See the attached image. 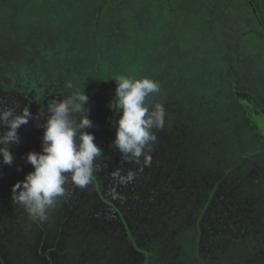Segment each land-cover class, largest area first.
<instances>
[{
  "label": "rangeland",
  "instance_id": "obj_1",
  "mask_svg": "<svg viewBox=\"0 0 264 264\" xmlns=\"http://www.w3.org/2000/svg\"><path fill=\"white\" fill-rule=\"evenodd\" d=\"M124 66L160 85L147 103L165 109L151 165L126 185L112 173L140 165L112 146L109 83ZM83 90L99 168L33 222L11 188L33 170L24 157L41 151L47 104ZM24 107L32 119L0 163V264H264V0H0V110ZM170 166L189 176L183 192ZM52 235L62 250L49 254Z\"/></svg>",
  "mask_w": 264,
  "mask_h": 264
},
{
  "label": "clouds",
  "instance_id": "obj_2",
  "mask_svg": "<svg viewBox=\"0 0 264 264\" xmlns=\"http://www.w3.org/2000/svg\"><path fill=\"white\" fill-rule=\"evenodd\" d=\"M67 87L71 89L72 83L68 82ZM159 91L160 85L148 78L122 76L116 81L114 96L119 117L112 146L125 162L140 165L136 171L129 170L126 174H121L120 169L114 171L112 176L118 184L131 183L137 171L142 172L151 165L150 153L157 141L153 129L163 130L165 109L160 103L149 105L147 98ZM88 101L83 90L47 104L49 115L42 126L41 151L28 152L24 157L33 170L11 188L12 203L22 205L33 222L47 221L58 200L67 196L66 184L84 189L92 183L94 172L99 168L96 160L103 155V150L94 143V134L86 131L93 127ZM31 119L28 107L19 114L13 108L0 110V128L4 129L0 131V163L12 165L11 145L19 143L18 129Z\"/></svg>",
  "mask_w": 264,
  "mask_h": 264
},
{
  "label": "trees",
  "instance_id": "obj_3",
  "mask_svg": "<svg viewBox=\"0 0 264 264\" xmlns=\"http://www.w3.org/2000/svg\"><path fill=\"white\" fill-rule=\"evenodd\" d=\"M106 56L105 57H101V56H96V57H94V59H93V61H92V63H93V65H94V67L93 68H91V71H92V73L94 72V69H96V67H97V73H98V78H97V84H98V86L100 87V92H102V93H104V83H106L107 81H105L101 76H100V70H98L99 69V64L103 61H106ZM135 60V59H134ZM96 64V65H95ZM96 66V67H95ZM124 68H125V66L124 67H119V69L122 71V72H120L119 73V75H117V76H120V75H122V73H124L123 72V70H124ZM86 70H89V68H87ZM121 77V76H120ZM98 80H99V82H98ZM116 81H118V79L116 78V76H115V78L114 79H111L110 81H109V83L110 84H113V86L112 87H116ZM95 83V82H94ZM91 84V83H90ZM106 85H107V83H106ZM110 87V86H109ZM110 91V90H109ZM37 94V93H36ZM101 94V93H100ZM101 95H103V98L110 104L109 105V110L111 109V101H109V99L106 97V95H104V94H101ZM45 97H47L46 95H43L42 96V93H41V95L39 94H37V99L35 100L36 101V104H38L39 106H40V104L42 103V98H45ZM263 141H264V138H263ZM177 141L175 140V144L172 146V148H171V150L169 149V153H168V156L171 154V153H174L173 151H175V148L177 149V147H176V144H179L178 142L176 143ZM180 143H181V145H184V142H183V140H181L180 141ZM180 159H182L183 160V158L182 157H180ZM168 168V169H167ZM167 168H165L166 169V174H165V177L170 181V183H171V178L173 177V176H176V177H179L178 179H180V180H178V182L176 183V182H174V184H175V186L177 187L178 185H179V187H181L182 189H181V191L183 192L184 191V188L185 187H187V186H191V181L190 180H188V178H189V176H186V177H183L184 175H186V174H184V173H181V171L180 170H175L174 168H172V166H170V167H167ZM167 190H169L168 188H167ZM187 190V189H186ZM178 194H179V192H178ZM180 196V195H179ZM173 222V230H176L177 228H178V226H179V224H180V220H179V218L177 219V218H172L171 219ZM208 224V223H207ZM155 225V224H154ZM153 231H155L156 232V234H158V233H164L165 232V230H162L161 232H159L160 230L159 229H153ZM166 234H168V231L166 230ZM161 244V243H160ZM159 248V247H158Z\"/></svg>",
  "mask_w": 264,
  "mask_h": 264
},
{
  "label": "crops",
  "instance_id": "obj_4",
  "mask_svg": "<svg viewBox=\"0 0 264 264\" xmlns=\"http://www.w3.org/2000/svg\"><path fill=\"white\" fill-rule=\"evenodd\" d=\"M40 113H42V109L40 110ZM49 229V228H48ZM45 233H46V230H45ZM41 236V235H40ZM45 236V238L44 237H39L38 238V242L39 243H41V242H43V240H44V243H45V239H47L48 238V233H46V235H44ZM55 238V237H54ZM51 240V243L50 244H52V247L49 249V254H50V252H52V251H58V252H60L62 249H60L58 246H59V244H58V238H56V239H53V235L51 236V238H50ZM58 239V240H57ZM69 239V238H68ZM53 240V241H52ZM58 241V242H57ZM64 241H66V239H64ZM61 242V241H60ZM63 242V241H62ZM62 242L60 243V245L62 246ZM67 242H69V240H67L66 242H64V244H67ZM69 247H70V245H69ZM64 248H67V246H65V247H63V252L62 253H60V254H65L64 253ZM66 255V254H65ZM69 255V254H68ZM67 256V255H66Z\"/></svg>",
  "mask_w": 264,
  "mask_h": 264
}]
</instances>
